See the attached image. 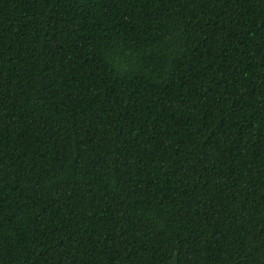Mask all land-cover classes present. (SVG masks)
<instances>
[{
    "label": "trees",
    "instance_id": "obj_1",
    "mask_svg": "<svg viewBox=\"0 0 264 264\" xmlns=\"http://www.w3.org/2000/svg\"><path fill=\"white\" fill-rule=\"evenodd\" d=\"M0 264H264V0H0Z\"/></svg>",
    "mask_w": 264,
    "mask_h": 264
}]
</instances>
